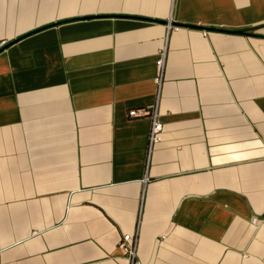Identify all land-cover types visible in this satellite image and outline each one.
<instances>
[{
    "label": "crops",
    "instance_id": "obj_1",
    "mask_svg": "<svg viewBox=\"0 0 264 264\" xmlns=\"http://www.w3.org/2000/svg\"><path fill=\"white\" fill-rule=\"evenodd\" d=\"M123 235L264 264V0H0V264H129Z\"/></svg>",
    "mask_w": 264,
    "mask_h": 264
},
{
    "label": "built area",
    "instance_id": "obj_2",
    "mask_svg": "<svg viewBox=\"0 0 264 264\" xmlns=\"http://www.w3.org/2000/svg\"><path fill=\"white\" fill-rule=\"evenodd\" d=\"M167 29L168 32L178 31L179 27L173 26L171 22H168ZM164 61H165V51L161 50L159 52V58L156 61V67L158 69V73L154 80L158 87L160 86L162 80ZM144 115L147 116L150 120V132L148 137V144H149V148H151L153 145L159 143L161 140L162 124L158 119V113L156 108H153L149 113ZM128 116L135 118V117H139V114L137 113V111L132 110L128 113ZM252 223L253 225H256L258 223V220L253 219ZM118 248L122 252V254L128 259L129 264H142L138 260L136 255V240L134 236H130V235L121 236L120 241L118 243Z\"/></svg>",
    "mask_w": 264,
    "mask_h": 264
}]
</instances>
